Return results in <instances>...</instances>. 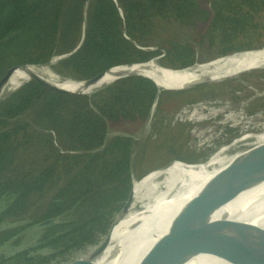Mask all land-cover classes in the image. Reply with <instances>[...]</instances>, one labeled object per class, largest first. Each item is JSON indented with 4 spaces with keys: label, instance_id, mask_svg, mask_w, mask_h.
<instances>
[{
    "label": "trees",
    "instance_id": "16d2710c",
    "mask_svg": "<svg viewBox=\"0 0 264 264\" xmlns=\"http://www.w3.org/2000/svg\"><path fill=\"white\" fill-rule=\"evenodd\" d=\"M214 49L201 57L202 50ZM259 49L264 0H0V74L58 58L52 68L79 82L159 55L166 60L157 61L160 66L183 69ZM250 74L264 79L258 68L242 79ZM232 79L170 90L129 75L77 94L29 80L6 92L0 99V247L18 245L39 222L58 223L40 229L35 245L0 254V264L55 263L131 178L134 139L110 135L111 123L144 124L163 97L176 96V105L234 92L239 86ZM237 130L225 127L230 133L220 142L240 136Z\"/></svg>",
    "mask_w": 264,
    "mask_h": 264
},
{
    "label": "bare ground",
    "instance_id": "6f19581e",
    "mask_svg": "<svg viewBox=\"0 0 264 264\" xmlns=\"http://www.w3.org/2000/svg\"><path fill=\"white\" fill-rule=\"evenodd\" d=\"M262 65H264V50L239 53L206 65H196L184 71H171L153 63H146L106 72L92 88H98L101 84L123 75L143 74L160 87L180 89L202 82L221 81ZM29 76H38L49 85L70 91L81 90L86 85V83L52 78L26 66L11 70L3 80L1 90L9 85L26 81ZM231 157L235 158L240 172L248 173L252 169L258 172L247 174L242 183L231 182L234 178ZM182 163L184 162H173L172 169L175 171L181 169ZM215 180L227 185L218 186L213 183ZM182 189L184 192H179ZM140 190L162 195L181 206V210L176 211L174 216L184 226L173 231L165 230L162 222L158 221L160 204L155 203L151 206L149 214L139 222L136 229L138 237L149 240L175 244L188 238L190 233L208 231L216 227L218 229L222 225L251 215L264 208V137H240L230 146L217 149L208 162L192 171L144 181L140 184L139 191H126L105 229L130 214L142 199ZM186 209L199 211L204 216L192 223L186 222L188 213ZM253 252L255 264H264V238H258Z\"/></svg>",
    "mask_w": 264,
    "mask_h": 264
},
{
    "label": "water",
    "instance_id": "95a60500",
    "mask_svg": "<svg viewBox=\"0 0 264 264\" xmlns=\"http://www.w3.org/2000/svg\"><path fill=\"white\" fill-rule=\"evenodd\" d=\"M250 51H242L240 53H249ZM233 55H235V53L204 63H196L183 69H172L166 67L165 69L171 71H184L196 65H206L208 63H213L217 60H221ZM152 60L140 64H128L112 67L88 80L79 81L86 83L84 88L81 90H87V88L95 89L92 88V86L106 72H109L113 69L133 65H142L150 63ZM21 67L26 66H12L0 74V90L6 75L11 70ZM129 75L146 76L143 74ZM129 75H123L120 77ZM29 80L37 82L44 88L53 92L67 94L83 93L81 90L70 91L49 85L38 76H29L26 81ZM152 81L156 84V86L160 87L154 80ZM215 82L219 81L202 82L195 84L194 86ZM160 88L165 89L164 87ZM232 143L233 142L221 145L216 149L210 150L202 156L192 159L189 162L182 163V168L177 171L172 169L173 163H168L159 168L149 169L138 176H131L128 181L119 187L111 202L92 222L83 238L63 257L58 259L53 264H229L234 262H239L240 264H255L253 252L254 246L258 238H264V208L251 215L222 225L218 229L216 227L208 231L193 232L190 233L189 237L186 236L188 238H184L178 243H167L138 237L136 232L137 226L139 222L149 214L151 206L155 203H159L161 212L158 214V221L162 222L164 229L169 231L180 229L184 225L181 223V221L178 222L175 219L174 213H176V211H180L181 206L162 195H154L140 190L142 199L134 206L130 214H128L120 222H116L111 227L105 229L107 223L113 217L126 191H139V186L144 181L154 178H164L171 176L174 173L179 174L182 172L192 171L200 165L208 162L212 154L217 149L228 147ZM230 162L233 171L232 173L234 175V178L231 180V182L237 184L242 183L244 182L243 179L247 174L258 172V170L253 169L248 173L242 171L240 172L235 158L231 157ZM213 183H216L218 186L220 184L227 185V183L218 182L217 180L213 181ZM179 192H184V190H179ZM186 212H188L186 222L190 223L204 216L201 212H193L191 209H186ZM56 223H58L57 218H52L37 223L35 227L43 228Z\"/></svg>",
    "mask_w": 264,
    "mask_h": 264
},
{
    "label": "rangeland",
    "instance_id": "374dc122",
    "mask_svg": "<svg viewBox=\"0 0 264 264\" xmlns=\"http://www.w3.org/2000/svg\"><path fill=\"white\" fill-rule=\"evenodd\" d=\"M87 6L88 4L85 3L83 7L85 15ZM82 21L81 30L78 33V43L81 42L83 36L84 20ZM215 51L216 49L212 52L211 50H202L201 52L204 53H201V57H208ZM240 52H235V55ZM57 59L54 58L50 63L44 65L25 66L52 78L62 79L61 75L58 74L59 72L52 68ZM157 61L165 62L163 55L154 57L150 63L165 68L157 64ZM257 68L264 69V65ZM244 73L226 78H233L231 84L235 87L239 86L234 92L224 93L221 90L215 98L201 99L189 103L180 102V104H178L179 98L176 96L163 97L155 104L149 119L144 124L111 123L109 126L110 135H131L134 139L132 176H138L149 169L162 167L164 166V164L161 165L163 162H166L165 165L173 162H189L210 150L234 142L243 136L264 137V79H262V76L250 74L247 80H243ZM112 81L114 79L103 85ZM19 84L9 85L2 89L0 99L6 95V92ZM95 89L87 88V90L81 91L89 93ZM180 89L170 88V90ZM176 102H178L176 105H172ZM227 126L236 127L240 136L230 142L221 143L220 141H225L228 133H230L224 132V128ZM7 225L11 226L13 224ZM40 229L42 228H36L35 225L28 227L23 232L18 245L10 242L6 243L0 247V254L9 256L20 247L35 245L39 238Z\"/></svg>",
    "mask_w": 264,
    "mask_h": 264
}]
</instances>
